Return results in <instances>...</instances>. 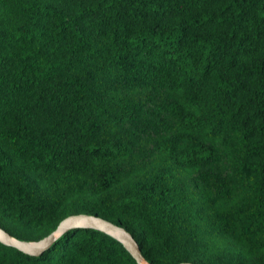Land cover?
Returning a JSON list of instances; mask_svg holds the SVG:
<instances>
[{"label": "trees", "instance_id": "obj_1", "mask_svg": "<svg viewBox=\"0 0 264 264\" xmlns=\"http://www.w3.org/2000/svg\"><path fill=\"white\" fill-rule=\"evenodd\" d=\"M125 228L150 264H264V0H0V227ZM0 264H138L74 229Z\"/></svg>", "mask_w": 264, "mask_h": 264}, {"label": "water", "instance_id": "obj_2", "mask_svg": "<svg viewBox=\"0 0 264 264\" xmlns=\"http://www.w3.org/2000/svg\"><path fill=\"white\" fill-rule=\"evenodd\" d=\"M74 229L102 231L121 242L138 264H150L142 256L141 248L130 232L107 219L95 215L79 214L69 216L59 224L54 232L39 241L19 240L0 227V242L27 255L39 256L49 250L64 234Z\"/></svg>", "mask_w": 264, "mask_h": 264}]
</instances>
